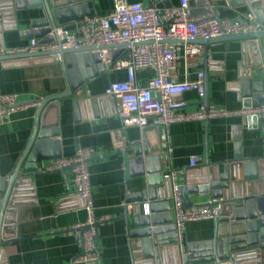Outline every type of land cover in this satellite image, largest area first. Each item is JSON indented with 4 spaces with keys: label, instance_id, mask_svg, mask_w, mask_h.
Returning <instances> with one entry per match:
<instances>
[{
    "label": "crops",
    "instance_id": "obj_1",
    "mask_svg": "<svg viewBox=\"0 0 264 264\" xmlns=\"http://www.w3.org/2000/svg\"><path fill=\"white\" fill-rule=\"evenodd\" d=\"M129 1L148 4V0ZM153 1L155 3L164 1L163 7L159 9L170 7L165 0ZM210 1L222 18L238 20L246 11H252L259 22H264V9L257 10L256 6L252 5L254 0ZM170 2L172 6L179 4V0ZM113 3L114 0H95V8L99 14H105L112 10ZM261 6L264 8V0L259 7ZM189 11L192 16L201 13L195 0L190 1ZM15 12V17L4 15L2 12L10 25L14 22L17 24L5 30V43L9 47L27 44L31 38L27 35L31 20L43 15V10L37 8L17 9ZM204 45L212 64L209 72L215 75L209 81L211 105L228 109L243 107L238 80V65L242 57L241 41L226 40ZM125 56L126 54L120 51L116 59L126 58ZM183 66L182 62L178 77L180 80L184 79ZM196 71V67L191 70L192 78H195ZM139 75L143 77L145 74ZM126 78L125 69L106 68L103 74L89 81L88 89L82 88L70 96L61 98L58 110L51 113L54 119L57 115L62 157L74 155L79 147H94L99 153L89 161L92 197L99 221L96 234L98 260L95 262L77 260V256L82 253L77 227L83 226L88 216L85 201L74 192L75 184L71 169H66L65 172L47 171L34 175L30 183L21 186L19 201L22 204L17 207L14 214L11 241H4L0 247V264H133L135 248L130 245L122 215L126 211L125 196L129 188L136 185V179L130 174V168L122 155L116 152L124 149L128 140L133 142L144 139L143 128L138 125H123L117 104L105 94V88L111 81ZM65 89L66 80L61 63L10 67H2L0 63V94L15 92L22 101H26ZM185 97L190 102L188 106L190 109L204 106L201 104L203 98L195 91L187 93ZM37 108L38 104L21 108L11 116L9 122L0 123L2 177L16 168L28 145ZM243 118V116L214 118L208 120V125L207 121L200 120L177 122L169 127L149 130L147 138L151 144L155 142L160 144L164 141L167 154L166 170H169L166 172L177 170L181 183V170L196 166L188 172L199 170L201 174L203 168L200 167V163L206 160L220 162L219 170L223 172L225 163L236 159L239 152L244 157L261 156L264 153L261 120H258L257 128H250L241 126ZM253 123L250 121L251 126ZM236 126H241L238 131L235 129ZM192 157L199 161L197 164L199 166L191 164ZM49 161L51 160L46 161V165ZM239 165L230 164L235 177L241 174ZM42 169L40 166V170ZM160 187L162 195H167L171 200V196H168L170 186L163 183ZM210 200L211 195L208 194L194 196L195 203H206ZM170 212L173 218L172 202ZM167 232L168 230H165V233ZM213 232L214 219L188 222L184 233V250L187 243L211 239ZM179 246L181 249L180 244ZM251 257L248 254L244 261L252 262Z\"/></svg>",
    "mask_w": 264,
    "mask_h": 264
},
{
    "label": "water",
    "instance_id": "obj_2",
    "mask_svg": "<svg viewBox=\"0 0 264 264\" xmlns=\"http://www.w3.org/2000/svg\"><path fill=\"white\" fill-rule=\"evenodd\" d=\"M195 1L200 7V12H205V0ZM167 2L171 7L170 0H165V3ZM262 3L263 0L252 1V5L256 6L257 10L264 9L262 6L259 7ZM148 4L162 8L164 1L155 3L153 0H148ZM23 8L43 10L42 16L31 20L27 32L28 36L40 38L43 42L52 39L48 33L57 26L74 29L75 22L98 13L95 0H0V10L4 15L15 17V10ZM5 21L6 28L17 25L16 22L10 25L7 18ZM226 40L241 41L242 57L238 65L239 94L244 106H257L264 102V30L196 39L195 42L210 44ZM117 47L121 46L115 44L76 48L60 46L56 51L0 55L2 67L61 63L66 80L65 90L37 96L34 99L38 102V108L29 143L16 168L3 177L0 175V247L4 241L12 239L10 233L14 229L12 225L15 221L14 214L17 207L22 204L19 201L21 186L30 183L34 175L47 171L65 172L66 169H71V166L45 169L46 161L62 157L57 115L54 119L51 113L58 110L61 98L70 96L82 88L88 89L89 81L103 74L106 68L114 63L117 54L121 51V48ZM102 48L109 49L112 61L110 64L105 65L101 61L99 51ZM125 57L129 58L130 52L127 51ZM210 64L209 56L206 54L200 65L204 71V96L201 104L205 108L211 105L209 81L215 76L209 72ZM258 120L257 116L244 117L241 126L257 128ZM250 121L254 122L253 126L250 125ZM208 123L207 121L206 125ZM241 126H236V131ZM151 129L157 130V126L144 127L142 129L144 139L133 142L128 140L125 148L116 152L122 155L130 168V174L136 179V185L129 188L125 196L126 211L122 215L130 245L135 248L133 264H224L227 262L264 264V153L261 156L244 157L239 152L236 159L225 163L223 172L219 170L220 162L214 163L209 160L200 163V167L203 168L201 174L199 170L188 172L196 166L180 171L181 195L185 206L195 204V195L208 194L211 195V200L207 203L220 207L219 215L214 219L213 237L205 241L187 243L186 249L181 252L176 226L170 212L171 200L167 195H162L160 189L163 183L169 185L168 196H172V181L165 175L169 171L166 170V144L164 141L160 144L152 143L153 145L149 143L147 134ZM262 131L264 134V127ZM238 138H240L239 134ZM195 163L197 165L199 161L196 159ZM231 163L240 164L242 171L237 177L231 172ZM144 202L149 204V212L144 210ZM129 204L133 206L131 211L127 208ZM98 223L99 221L96 225ZM86 228L87 226L84 225L78 230L84 231ZM165 230L168 232L165 233ZM97 245L95 238L94 251H98ZM248 254L253 258L250 263L244 261Z\"/></svg>",
    "mask_w": 264,
    "mask_h": 264
},
{
    "label": "built area",
    "instance_id": "obj_3",
    "mask_svg": "<svg viewBox=\"0 0 264 264\" xmlns=\"http://www.w3.org/2000/svg\"><path fill=\"white\" fill-rule=\"evenodd\" d=\"M190 1L179 0V4L164 9L141 1L114 0L113 8L105 14H93L75 22L74 29L57 26L48 35V42L31 37L27 44L9 47L5 43L6 21L0 10V55L20 52L56 51L60 46L76 48L89 45H119L121 52H130V57L117 58L107 67L110 70L125 69L127 78L113 80L105 88L119 108L123 125H148L169 127L173 123L185 121H208L214 118L230 116H257L264 127V102L257 106H243L228 109L223 106L210 105L190 109V102L185 95L195 91L204 96V71L200 67L206 54L204 43L196 39H208L226 34L248 33L264 30V24L255 18L252 11H246L240 19L230 20L219 16L210 0H205V12L196 16L190 14ZM177 39L179 42H168ZM101 61L110 64L108 48L100 49ZM58 55V53H55ZM53 53V55H55ZM183 62L184 79L178 77ZM197 68L195 78L191 70ZM144 73L141 77L139 74ZM36 98V97H35ZM21 100L18 93L0 94V123L9 122L11 116L21 108L38 104L34 99ZM94 147H79L70 157H60L49 161L45 169L53 170L71 166L75 184V193L85 201L87 220L79 231L78 241L82 253L78 261H97L98 253L93 249L97 234V217L92 197V185L89 173V161L96 156ZM195 157L191 164L195 165ZM46 164V163H45ZM172 181L173 222L181 250L184 251V233L188 222L215 219L219 215V205L195 203L185 206L182 201L181 183L178 171L166 174ZM132 205H127L131 210ZM149 212V204H143ZM81 227L78 226L77 229ZM226 264H233L227 262Z\"/></svg>",
    "mask_w": 264,
    "mask_h": 264
}]
</instances>
